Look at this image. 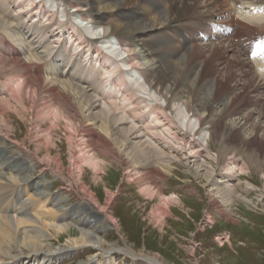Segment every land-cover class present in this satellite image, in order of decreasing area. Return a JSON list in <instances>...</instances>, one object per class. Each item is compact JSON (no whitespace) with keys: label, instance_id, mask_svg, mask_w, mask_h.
<instances>
[{"label":"bare ground","instance_id":"6f19581e","mask_svg":"<svg viewBox=\"0 0 264 264\" xmlns=\"http://www.w3.org/2000/svg\"><path fill=\"white\" fill-rule=\"evenodd\" d=\"M182 27L213 32L195 41ZM168 31L181 38L174 47ZM263 34L264 0H0V264H57L78 249L92 252L80 264H115L119 251L161 264L107 243L108 229L119 230L106 211L112 200L100 206L83 180V165L103 171L98 147L144 196L179 199L153 183L177 165L228 209L252 167L241 151L264 148V65L245 47ZM11 109L22 119L38 109L56 128L66 120L80 155L64 168L38 124L33 151L18 144ZM208 139L220 142L214 155ZM47 172L69 186L81 180L86 197L66 206Z\"/></svg>","mask_w":264,"mask_h":264},{"label":"rangeland","instance_id":"374dc122","mask_svg":"<svg viewBox=\"0 0 264 264\" xmlns=\"http://www.w3.org/2000/svg\"><path fill=\"white\" fill-rule=\"evenodd\" d=\"M73 15L77 17L75 13ZM182 31L188 33L187 38L195 41L200 37L204 39L205 35L213 32L182 27L179 30L180 36H183ZM168 34L171 42L175 43L172 47L179 44L181 38L172 31H168ZM11 43L15 47L16 44ZM20 48H25V45ZM52 73L58 75L56 71ZM3 80L5 76L0 72V82ZM233 84L231 82L230 86ZM163 102L165 105L162 99ZM36 111L23 119L13 113L12 109L8 111L7 118L12 127V133H9L11 139L18 141V144L25 140L26 145H20L33 151L35 141L29 135L36 130L35 125L38 124L44 130L43 133H36L43 137L40 142H44V135H51L54 154H58L64 168H69L72 154L80 155L77 154L79 146L76 147V143L82 141L81 136L67 125L66 120L59 119L56 128L53 125L56 120L37 115ZM207 141L210 155L221 149L219 141ZM245 149L239 156L240 164L251 163L252 167L246 169L240 177L238 175L240 181H234L240 183L236 191L241 196L226 209L220 199L216 197L217 204L207 195V182L192 178L184 168L177 165L169 172L167 179H155L153 183L162 189L160 191L165 196L176 195L179 199L167 201V205L158 196H144L137 183L129 180L126 171L118 166L113 155H101L102 149L98 147L96 153L102 161L103 171L96 177L89 166L83 165V180L100 206L105 205L109 198L112 200L106 211L116 219L119 230L115 227L108 229L105 234L107 243L115 247L130 248L137 254L157 259L161 264H264V176L261 177V174L254 171L256 168L264 169V148L259 144ZM251 153L254 159H250ZM207 159L214 162L212 158ZM217 172L220 170L217 169ZM44 177L51 182L50 191L64 187L61 193L67 195L68 207L86 197L79 187L81 180L76 183L72 178L73 186H69L66 182L57 181L50 172L45 173ZM247 183L250 189H246ZM158 207L166 210L161 217L155 212ZM91 254L88 249H78L56 263L80 264ZM115 259V264H149L140 256L135 261L123 251L116 252Z\"/></svg>","mask_w":264,"mask_h":264}]
</instances>
